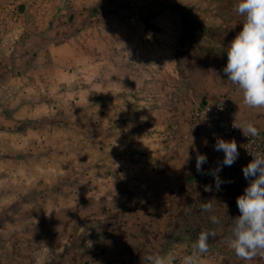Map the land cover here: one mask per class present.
Wrapping results in <instances>:
<instances>
[{
    "label": "rangeland",
    "instance_id": "obj_1",
    "mask_svg": "<svg viewBox=\"0 0 264 264\" xmlns=\"http://www.w3.org/2000/svg\"><path fill=\"white\" fill-rule=\"evenodd\" d=\"M237 2L90 0L106 18L96 27L72 11L68 23L29 15L0 37V264H149L193 250L191 234L208 228L184 199V159L224 156L192 131L193 106L228 99L231 120L264 137V108L245 106L223 72L244 20ZM229 168L246 187L239 158ZM219 254L216 264H264Z\"/></svg>",
    "mask_w": 264,
    "mask_h": 264
},
{
    "label": "clouds",
    "instance_id": "obj_2",
    "mask_svg": "<svg viewBox=\"0 0 264 264\" xmlns=\"http://www.w3.org/2000/svg\"><path fill=\"white\" fill-rule=\"evenodd\" d=\"M236 12L244 20L241 30L229 43L226 51L227 61L223 72L232 84L238 86L243 104L249 108H264V0H238ZM244 136L258 137L259 131L252 122L234 125ZM215 151L224 153L222 166L231 167L239 157L236 141L217 138ZM252 159L242 167L244 178L248 181L243 193L236 198L239 215L232 218L230 235L225 238L227 246L235 255L250 261L257 256L264 257V153L248 151ZM187 154L185 160H190ZM195 167L198 173L212 175L217 191L223 183L219 176L222 166L218 165L209 172H204L202 165L207 163L206 155L197 152ZM230 182V181H229ZM209 190L211 188L209 187ZM203 211L212 208L210 203H202ZM213 223L218 218L213 216ZM214 231L202 230L193 243V251L182 257L174 253L148 254L145 259L149 264H204L200 258L209 249L208 239ZM93 242L86 240V247Z\"/></svg>",
    "mask_w": 264,
    "mask_h": 264
},
{
    "label": "built area",
    "instance_id": "obj_3",
    "mask_svg": "<svg viewBox=\"0 0 264 264\" xmlns=\"http://www.w3.org/2000/svg\"><path fill=\"white\" fill-rule=\"evenodd\" d=\"M57 8L59 11H56ZM54 9L57 20L61 23H68L73 13L82 16L89 27H96L106 20L102 12L91 8L89 0H9L0 5V37L5 35L17 37L16 33L26 27L29 15L35 17L36 24L41 22L49 24L54 19ZM71 11L73 13H70ZM231 112L232 107L228 99H221L215 103H196L191 110L189 124L214 143L217 138H235L238 141L240 174L244 178L242 167L252 159L248 151L264 153V137L260 134L258 137L244 136L240 129L233 127V124H236L231 120ZM165 139H167L165 136L160 137L162 141ZM202 230L205 229L197 227V236ZM208 246V251L200 257L204 264H216L220 259L219 253L229 248L226 242L217 243L216 249L212 248L211 244ZM192 251H186L180 257ZM176 264H180L179 259Z\"/></svg>",
    "mask_w": 264,
    "mask_h": 264
},
{
    "label": "crops",
    "instance_id": "obj_4",
    "mask_svg": "<svg viewBox=\"0 0 264 264\" xmlns=\"http://www.w3.org/2000/svg\"><path fill=\"white\" fill-rule=\"evenodd\" d=\"M55 10L56 9H54L53 11L54 15H55ZM73 15H78V14H73ZM192 131H194L198 137L210 143V147H208L207 145V149H206L207 151H209L210 149L211 150L214 149L215 143L211 139H206V137L198 130L194 129ZM205 146H206L205 143H203V146L201 148ZM185 159H184V196L185 193L186 196L184 197V199L186 197H189L193 201H198L195 210L190 211V213L192 214V216H194L195 219L193 222L197 223L196 222L197 220L203 222L207 226L209 231H214L215 235L218 234L217 235L218 238H224L229 236L232 224L230 223V219L226 218L225 216L226 215L232 216L239 214V210L236 205V198L243 193V190L245 188L243 187L244 184L242 179L240 178L237 180V178L229 176L230 174L228 172L230 168L227 166H222L221 160L216 162L215 160L208 159L207 163L202 165V169L204 172H209L210 170L215 169L218 165L222 166V170L219 172V176L223 181V183L220 186V190H219L220 192H219L215 187V183L212 175H204L198 173L195 167L196 161L195 160L192 161L191 159L190 160H185ZM196 186L199 187L196 189V191H194V188ZM209 187L211 188V190H209ZM190 189H193V191H190ZM233 194L234 196L231 198V200H229L230 198L228 196ZM202 203H210L212 205V208L209 211H203L201 208ZM188 209L184 208V211L187 212ZM213 216H216L218 218L219 221L218 223L212 222L211 218ZM184 225L186 224L184 223ZM184 228L186 227L184 226ZM191 236L194 237L193 238L194 241L197 239V237L194 234H191ZM185 244L186 242L184 241V245Z\"/></svg>",
    "mask_w": 264,
    "mask_h": 264
},
{
    "label": "trees",
    "instance_id": "obj_5",
    "mask_svg": "<svg viewBox=\"0 0 264 264\" xmlns=\"http://www.w3.org/2000/svg\"><path fill=\"white\" fill-rule=\"evenodd\" d=\"M175 9L183 14V19H184L185 27H186V33L191 34L193 26H192V23H191L189 16L184 11L185 10L184 7L181 5H177V6H175ZM194 233L196 234L197 232L194 231Z\"/></svg>",
    "mask_w": 264,
    "mask_h": 264
}]
</instances>
